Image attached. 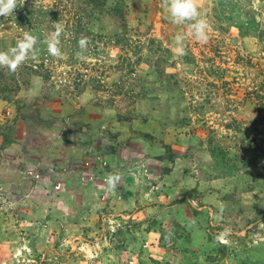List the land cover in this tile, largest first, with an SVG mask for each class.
I'll list each match as a JSON object with an SVG mask.
<instances>
[{
  "label": "rangeland",
  "instance_id": "rangeland-1",
  "mask_svg": "<svg viewBox=\"0 0 264 264\" xmlns=\"http://www.w3.org/2000/svg\"><path fill=\"white\" fill-rule=\"evenodd\" d=\"M28 3L100 36L50 76L0 68V264H264V0H197L206 43L162 0Z\"/></svg>",
  "mask_w": 264,
  "mask_h": 264
},
{
  "label": "clouds",
  "instance_id": "clouds-1",
  "mask_svg": "<svg viewBox=\"0 0 264 264\" xmlns=\"http://www.w3.org/2000/svg\"><path fill=\"white\" fill-rule=\"evenodd\" d=\"M25 0H0V16L7 17L13 15L18 7H22ZM166 8L170 22L176 25L187 24L188 31L197 41L206 43L210 39V25L206 19L201 17L197 0H162ZM54 31L44 39L38 35L26 31L23 33L15 46L8 51H0V68H6L9 73H15L27 60L36 59L41 51L38 45L42 44L51 57L58 58L63 56L61 50L60 37L63 33V25L59 22L53 23ZM186 36L178 34L175 37V44L178 52L185 50ZM90 41L87 37L82 36L77 41V46L82 55L87 51ZM121 176L119 173H110L106 176L105 182L109 191L115 190ZM223 208L219 210L222 214ZM194 223V221H193ZM231 234L229 227H224L217 239L220 243H226L227 237ZM165 241L170 240V236L164 237Z\"/></svg>",
  "mask_w": 264,
  "mask_h": 264
},
{
  "label": "trees",
  "instance_id": "trees-1",
  "mask_svg": "<svg viewBox=\"0 0 264 264\" xmlns=\"http://www.w3.org/2000/svg\"><path fill=\"white\" fill-rule=\"evenodd\" d=\"M23 2V0H21ZM91 5H94L96 9H100L104 5V0H89ZM28 3V0H25L22 7H18L15 12L14 16H11L12 19L18 24L20 23L21 26L29 28V31L35 35H38L41 40L44 39L46 36L50 35L54 28L52 26V22L56 19L62 20V16L59 14L58 10L53 8H40L36 16L33 14V7ZM54 8H58L57 4L53 6ZM73 8V15L65 22L66 29L63 31L60 40H61V50L62 52H67L68 59L67 62L73 63L76 58L74 54L80 49L77 46V41L82 37L85 36L89 39L90 43L88 45L87 51L84 54H90L93 50L97 48V42L100 35L95 34L90 28L88 27V10L87 8H82L75 4ZM119 9L115 8L114 13H118ZM99 13V12H98ZM123 13L119 14V17L122 16ZM52 16L51 19L49 17ZM47 18V20L45 19ZM47 21V23H46ZM14 43L13 46H15ZM12 46V47H13ZM41 49L38 57L36 59H29L27 60L20 68V70H27L31 74H39L42 71L45 74L50 76V68L55 65V63L60 60L57 58L51 57L47 54L44 46L42 44L38 45ZM38 61L37 64L34 62ZM63 61V60H62ZM48 75H45V78L48 79Z\"/></svg>",
  "mask_w": 264,
  "mask_h": 264
}]
</instances>
